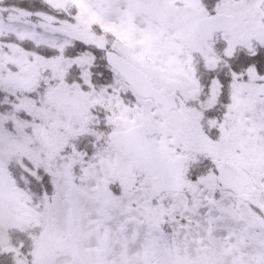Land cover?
Segmentation results:
<instances>
[{"label":"snow or ice","instance_id":"snow-or-ice-1","mask_svg":"<svg viewBox=\"0 0 264 264\" xmlns=\"http://www.w3.org/2000/svg\"><path fill=\"white\" fill-rule=\"evenodd\" d=\"M0 264H264V0H0Z\"/></svg>","mask_w":264,"mask_h":264}]
</instances>
